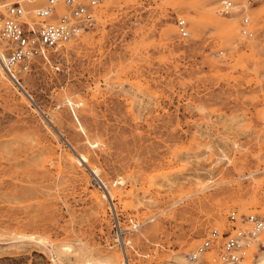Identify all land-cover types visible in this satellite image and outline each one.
Here are the masks:
<instances>
[{"label":"rangeland","instance_id":"374dc122","mask_svg":"<svg viewBox=\"0 0 264 264\" xmlns=\"http://www.w3.org/2000/svg\"><path fill=\"white\" fill-rule=\"evenodd\" d=\"M23 1L34 11L47 0ZM223 1L107 0L94 28L18 75L27 95L1 71L0 264H83L80 248L176 264L212 230L227 232L232 211L257 213L264 0H227L234 9L221 14ZM263 256L264 235L236 264ZM205 263L221 264L214 251L195 262Z\"/></svg>","mask_w":264,"mask_h":264},{"label":"built area","instance_id":"2783aa9c","mask_svg":"<svg viewBox=\"0 0 264 264\" xmlns=\"http://www.w3.org/2000/svg\"><path fill=\"white\" fill-rule=\"evenodd\" d=\"M104 1L47 0L42 7L34 11L37 22L30 26L25 23L27 10L23 6V0H0V7L3 9L0 11V66L7 79L15 86H20L21 78L18 75L29 73L33 60L42 59L49 63V54L58 52L72 38L94 28L95 11ZM257 1L259 0L246 2L251 5ZM60 8L64 12L58 15ZM232 8V2L225 0L221 3L219 11L221 14H229ZM54 18L57 20L53 23ZM249 25V18L243 16L239 25L242 37L251 35ZM176 28L180 39L188 37V27L184 19L176 20ZM97 184H101L102 187L99 188L106 191L100 181ZM260 195L263 204L257 213L237 216V213L232 211L227 232L219 236L217 230H212L210 235L204 237L196 249L187 255L188 260L197 263L202 255L214 251L221 264L240 262L247 250L259 244L260 237L264 234V184L261 186ZM109 198L112 201L110 195ZM118 230L119 234L124 232L119 226Z\"/></svg>","mask_w":264,"mask_h":264},{"label":"bare ground","instance_id":"6f19581e","mask_svg":"<svg viewBox=\"0 0 264 264\" xmlns=\"http://www.w3.org/2000/svg\"><path fill=\"white\" fill-rule=\"evenodd\" d=\"M107 0L104 1V3H107L106 2ZM103 3V4H104ZM178 6L181 5V3H177ZM234 9V8H232ZM35 11V10H34ZM34 11L33 10H30V11H27L26 14H25V23L29 24L30 26L33 25L34 21H31V19L29 18V15L31 14H34ZM58 13L60 14L61 13V10H58ZM3 47V46H2ZM2 69H1V66H0V75H2ZM19 88L21 89L22 93L23 94H26V91H24V89H22V86L20 84ZM72 105V104H71ZM43 114V112H42ZM76 121L78 122V120L76 119ZM48 122L51 124L50 126H52L54 128V125L52 123V121L50 119H48ZM79 125V130L84 133V130L82 128V126L78 123ZM65 143H67L69 146L70 144L65 140ZM89 146L91 148H94L97 146V143L94 142V143H89ZM71 147V146H70ZM72 148V147H71ZM73 149V148H72ZM74 151V150H73ZM75 152V151H74ZM75 156L77 158V161L79 164H85L86 167L90 170L91 174L95 177H97L98 175V170L97 169H91L90 166H89V158L83 154H78L75 152ZM93 199L97 200V196L93 195ZM112 199V197H111ZM260 199H261V195H260ZM100 203V202H99ZM264 235V234H263ZM19 240H30V241H34L35 239L32 237V236H20L18 238ZM65 247V253L68 251V252H71L70 250V247L68 246H64ZM203 256V255H202ZM201 256V257H202ZM201 257L199 258V260L201 259ZM76 258L78 260H83V264H127L126 260H124L122 257H120L119 255H115L114 257H111V258H105V259H94L93 257H90L86 254V251L84 249H79L78 250V254L76 255ZM104 258V257H103ZM198 260V262H199ZM239 263V262H237ZM261 263L264 264V256L261 258ZM176 264H195V262H191L189 261L188 259L180 256L176 262ZM235 264V263H233Z\"/></svg>","mask_w":264,"mask_h":264}]
</instances>
